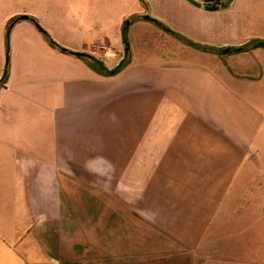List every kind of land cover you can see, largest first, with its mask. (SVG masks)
Here are the masks:
<instances>
[{
  "label": "crops",
  "instance_id": "0c3cea01",
  "mask_svg": "<svg viewBox=\"0 0 264 264\" xmlns=\"http://www.w3.org/2000/svg\"><path fill=\"white\" fill-rule=\"evenodd\" d=\"M230 2L0 0V264H70L48 233L97 206L209 252L189 264H264V36ZM20 16L68 52L30 20L7 48Z\"/></svg>",
  "mask_w": 264,
  "mask_h": 264
},
{
  "label": "rangeland",
  "instance_id": "374dc122",
  "mask_svg": "<svg viewBox=\"0 0 264 264\" xmlns=\"http://www.w3.org/2000/svg\"><path fill=\"white\" fill-rule=\"evenodd\" d=\"M232 2L235 21L241 23L246 32L264 36V0H232ZM132 39L134 40L133 35L128 34L126 40L128 47ZM142 44L140 42V45ZM256 44L251 41L248 46L252 47ZM6 46L9 48V36ZM151 56L154 61L158 59L153 53ZM189 59L202 61L195 55L189 56ZM246 59L255 60L253 57ZM203 63L209 64L204 60ZM1 83L0 79V85ZM95 203L98 204V200ZM97 208L98 206L94 212H91V216L79 217L75 214L63 216L48 233L49 237L56 239L58 244L63 246V258L70 264H170L167 263L169 260H174L176 262L174 264H189L191 258L203 259L204 256H210L209 252L195 255L176 248L155 227L130 213L121 218V228L113 226L114 222L113 229L111 227L108 230V227L107 231H100L101 219L97 215L99 213Z\"/></svg>",
  "mask_w": 264,
  "mask_h": 264
},
{
  "label": "trees",
  "instance_id": "16d2710c",
  "mask_svg": "<svg viewBox=\"0 0 264 264\" xmlns=\"http://www.w3.org/2000/svg\"><path fill=\"white\" fill-rule=\"evenodd\" d=\"M29 20L32 21V22L35 24V26H36V27L38 28V30L43 34V36L46 38V40L48 41V43H49L52 47H54V48H58V49H60V50L63 51V52H68L67 50H65V49H63V48H60L58 45H56V44L51 40V38L48 36V34H47L42 28H40V27L38 26V24L36 23V21H35L34 19L29 18ZM17 21H18V18H15V19L11 20V21L9 22L8 26H7V29H6V44H8V36H9L10 30H11V28L13 27V25H14ZM163 28H164V27H163ZM165 30L168 31V32H171V31H170L169 29H167V28H165ZM171 33H173V32H171ZM173 34H174V33H173ZM124 35H125V31H124ZM180 38H181L184 42L190 44L191 46H194V47H197V48H201V49H206L205 47H200L199 45L194 44V43H192V42H190V41H188V40H186V39H184V38H182V37H180ZM124 44H125V46H126V53H127V51H128V44H127V41L125 40V37H124ZM7 46H8V45H7ZM84 56L90 58L91 61L93 62V64L97 67V69H98L99 71H101V72H104L107 76L115 75V74L118 73L120 70H122L123 67H124V66L126 65V63H127V59H126V60L124 59V60H122V61L120 62V64H119L115 69H113V70H111V71H106V70L104 69L102 63H100L99 61L95 60L94 58H92V57H90V56H87V55H84ZM126 56H127V54H126ZM6 76H7V69L5 70V72H4V74H3V77H2V79H1L2 82L5 80Z\"/></svg>",
  "mask_w": 264,
  "mask_h": 264
},
{
  "label": "water",
  "instance_id": "95a60500",
  "mask_svg": "<svg viewBox=\"0 0 264 264\" xmlns=\"http://www.w3.org/2000/svg\"><path fill=\"white\" fill-rule=\"evenodd\" d=\"M231 3H232V2H230L229 4H231ZM229 4H227V5H229ZM225 6H226V4L217 3V4H214V5L209 6V7H206V8H208V9H216L217 7H225ZM143 18H144L145 20H151L150 17H148V16H143ZM18 20H29V18L26 17V16H20V17L18 18ZM256 47H262V48H264V42H259V43H257V44H256ZM239 50H240V48H239ZM227 51H228V50L224 49V50H222V53L225 54ZM74 55H75V56H84V54H81V53H74ZM2 77H3V76H2ZM1 79H2V78H1Z\"/></svg>",
  "mask_w": 264,
  "mask_h": 264
}]
</instances>
